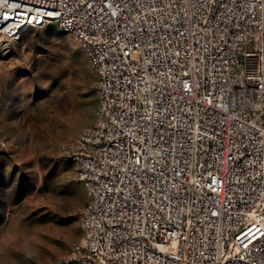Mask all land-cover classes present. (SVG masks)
I'll use <instances>...</instances> for the list:
<instances>
[{
    "label": "built area",
    "instance_id": "2783aa9c",
    "mask_svg": "<svg viewBox=\"0 0 264 264\" xmlns=\"http://www.w3.org/2000/svg\"><path fill=\"white\" fill-rule=\"evenodd\" d=\"M3 5L0 35L55 6L108 66L68 145L81 239L53 264H264V0Z\"/></svg>",
    "mask_w": 264,
    "mask_h": 264
},
{
    "label": "rangeland",
    "instance_id": "374dc122",
    "mask_svg": "<svg viewBox=\"0 0 264 264\" xmlns=\"http://www.w3.org/2000/svg\"><path fill=\"white\" fill-rule=\"evenodd\" d=\"M87 56L51 24L0 43V264H53L81 239L69 143L90 126Z\"/></svg>",
    "mask_w": 264,
    "mask_h": 264
},
{
    "label": "bare ground",
    "instance_id": "6f19581e",
    "mask_svg": "<svg viewBox=\"0 0 264 264\" xmlns=\"http://www.w3.org/2000/svg\"><path fill=\"white\" fill-rule=\"evenodd\" d=\"M11 8H16V0H8V5H3V12H11ZM21 13L30 14H27V19H20L14 26L7 28V31L0 35V43L17 41L28 29H40L54 24L60 30L71 34L80 44L87 56L92 76H105L108 73L104 54H95V49H102V42L98 38H91L90 35H75L79 34V30H86V23L68 20L64 12H56L55 6L42 9V5H35L31 11V5H21ZM112 68L120 69V57L112 58Z\"/></svg>",
    "mask_w": 264,
    "mask_h": 264
},
{
    "label": "trees",
    "instance_id": "16d2710c",
    "mask_svg": "<svg viewBox=\"0 0 264 264\" xmlns=\"http://www.w3.org/2000/svg\"><path fill=\"white\" fill-rule=\"evenodd\" d=\"M92 83H93L92 76H88L87 85H86L87 93L85 94V97L87 98L88 101L87 104L89 107H92V105L95 102V95L92 89Z\"/></svg>",
    "mask_w": 264,
    "mask_h": 264
}]
</instances>
